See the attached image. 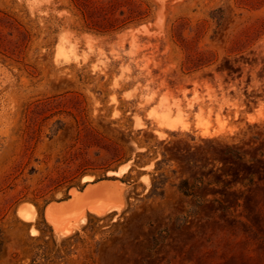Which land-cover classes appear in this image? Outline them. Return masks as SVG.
<instances>
[{
    "label": "rangeland",
    "instance_id": "374dc122",
    "mask_svg": "<svg viewBox=\"0 0 264 264\" xmlns=\"http://www.w3.org/2000/svg\"><path fill=\"white\" fill-rule=\"evenodd\" d=\"M0 234V264H264V0H0Z\"/></svg>",
    "mask_w": 264,
    "mask_h": 264
},
{
    "label": "bare ground",
    "instance_id": "6f19581e",
    "mask_svg": "<svg viewBox=\"0 0 264 264\" xmlns=\"http://www.w3.org/2000/svg\"><path fill=\"white\" fill-rule=\"evenodd\" d=\"M127 168L128 164H124L119 167L117 172H109V175L120 176ZM83 180L92 181V177L86 176ZM98 185L104 188V193L101 196L91 195L92 190H94ZM119 189L120 187L118 182L103 181L96 185H88L83 192L72 190L70 193L72 198L70 200L62 203H50L48 205L46 209L47 220L54 228L64 230L66 231L65 233H68L71 225H73L72 221H75V219L79 217L80 220L83 219L86 211L102 214L114 207L116 205L115 201L119 196ZM66 209H69L70 212L68 211L69 213L67 216H64L62 213H65ZM27 210V207L21 206L18 208V213L21 218L23 217L25 220H30L31 216L26 213ZM73 211L75 212L73 213Z\"/></svg>",
    "mask_w": 264,
    "mask_h": 264
},
{
    "label": "water",
    "instance_id": "95a60500",
    "mask_svg": "<svg viewBox=\"0 0 264 264\" xmlns=\"http://www.w3.org/2000/svg\"><path fill=\"white\" fill-rule=\"evenodd\" d=\"M118 171V170H117ZM117 171H111V172H117ZM116 176V175H115ZM103 181H105V182H118L119 183V187H120V189H119V196H120V193H121V183L119 182V181H114V180H109V179H107V180H99V181H96V182H92V183H90V184H88V185H96V184H98V183H100V182H103ZM88 185H86V187L88 186ZM86 187H84L81 191H78V192H83L85 189H86ZM74 191H77V190H74ZM104 193V188L102 187V186H97L94 190H92V192H91V195H93V196H101L102 194ZM119 196H118V198L116 199V204L118 203V200H119ZM72 198V196H71V194H70V196L66 199V200H64V201H60V202H51V203H62V202H66V201H68V200H70ZM113 198H114V196H113ZM50 203H48L45 207H44V210H43V215H44V217L47 219V216H46V209H47V207H48V205H49ZM18 211V210H17ZM67 213H69L70 211H69V209H66L65 210ZM69 211V212H68ZM65 212V213H66ZM75 211H73V213H74ZM65 213H62L63 215L65 214ZM71 214H72V212H71ZM50 223V222H49Z\"/></svg>",
    "mask_w": 264,
    "mask_h": 264
},
{
    "label": "trees",
    "instance_id": "16d2710c",
    "mask_svg": "<svg viewBox=\"0 0 264 264\" xmlns=\"http://www.w3.org/2000/svg\"><path fill=\"white\" fill-rule=\"evenodd\" d=\"M159 164V163H157ZM199 183V182H197ZM195 185V184H194ZM198 185V184H197ZM188 186V182L186 180L182 181V183L180 184V191L184 194L185 193V188ZM157 188V187H156ZM4 247H5V244H4V241H3V238L0 234V254H2V251L4 250ZM35 262V259H32V263L31 264H34Z\"/></svg>",
    "mask_w": 264,
    "mask_h": 264
}]
</instances>
